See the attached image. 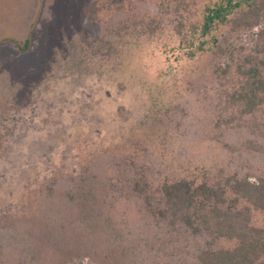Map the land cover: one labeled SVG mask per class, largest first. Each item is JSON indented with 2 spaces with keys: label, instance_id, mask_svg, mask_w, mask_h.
<instances>
[{
  "label": "rangeland",
  "instance_id": "374dc122",
  "mask_svg": "<svg viewBox=\"0 0 264 264\" xmlns=\"http://www.w3.org/2000/svg\"><path fill=\"white\" fill-rule=\"evenodd\" d=\"M83 2L0 0V229L29 236L0 240V264H194L134 211L44 232L37 202L55 175L111 146L148 148L160 179L264 177V104L241 113L227 96L243 78L239 66L263 56L264 13L223 28L220 47L189 58L174 12L132 11L125 34L115 26L107 43L82 26ZM232 196L234 209L262 220V209Z\"/></svg>",
  "mask_w": 264,
  "mask_h": 264
},
{
  "label": "trees",
  "instance_id": "16d2710c",
  "mask_svg": "<svg viewBox=\"0 0 264 264\" xmlns=\"http://www.w3.org/2000/svg\"><path fill=\"white\" fill-rule=\"evenodd\" d=\"M131 12H174L178 47L182 55L193 58L213 46L220 47L223 28L257 23L264 13V0H84L81 24L91 33H103L109 43L115 26L121 25L125 34ZM262 51L261 60L239 66L243 78L227 91L241 113L254 112L264 104V48ZM261 132L264 134V127ZM154 160L146 147L130 151L111 146L93 153L78 169L55 175L37 202L36 216L44 232L90 227L101 217L114 219L134 211L168 235L166 243L182 244L181 250L194 264H264V212L262 220L254 223L249 211L234 209L227 197L230 191L233 201L244 198L264 211V177L250 181L232 173L209 180L205 175L179 174L160 179ZM74 207L79 210L75 216ZM192 210L198 213L192 214ZM163 224L168 230H160ZM206 231L215 232V238ZM220 237L227 244L217 245L215 240ZM2 239L28 242L29 236L18 228L0 229Z\"/></svg>",
  "mask_w": 264,
  "mask_h": 264
}]
</instances>
